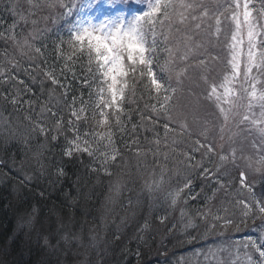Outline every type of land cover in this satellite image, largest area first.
Here are the masks:
<instances>
[{
  "label": "trees",
  "instance_id": "trees-1",
  "mask_svg": "<svg viewBox=\"0 0 264 264\" xmlns=\"http://www.w3.org/2000/svg\"><path fill=\"white\" fill-rule=\"evenodd\" d=\"M204 2L212 4V0ZM220 2L225 3V0ZM49 3L54 6L49 7ZM129 7L141 6L133 3ZM250 7L259 10L264 7V0H251ZM65 11L57 0H33L31 5L28 0H0V68L17 77L8 82L0 77V248L4 251L5 264H53L43 238L54 245L65 236L70 239L80 234L86 236L92 226L102 229L106 242L104 248L101 246L103 252L90 264H179L181 258L186 260L184 264H189L187 259L196 257L198 264H215L210 256L222 253L227 260L224 250L230 242L264 236V214L259 213L254 202L249 201L252 210L247 216L243 204L238 211L233 206L237 202L234 189L239 176L223 170V165L230 163L223 164L219 160L221 146L226 141L247 149V156L253 161L264 153L253 151L251 141L241 142L246 136L231 138L229 135L233 132L226 130L219 110L206 98L209 83L218 81L224 70L223 34L219 42L202 35L200 39L205 41L206 48V51L200 50L203 55L190 57L187 62L177 56L171 71H160L167 53L163 51L164 44H158L154 71L166 85L176 88L169 105L172 120L168 121L162 114L157 117L150 107H158L155 94L150 97L143 86L138 87L135 97L130 98L134 102L125 105L132 119L125 120V130L116 131L114 135L119 153L115 161L102 166L99 159L94 160L87 154L65 156V135L68 139L72 137L67 129L56 141L50 139L55 133L46 139L38 130L32 131L33 122L37 120L46 127L54 126L55 118L47 112L41 114V106L50 107L66 125L68 120L75 119L69 112L71 97L83 93L84 99H88L89 89L81 83L86 75L84 61L75 64V79L67 71L61 76L65 61L57 44L60 38L67 40V29L62 27ZM20 14L26 20H20ZM157 31H161L159 25ZM224 31H228L227 23ZM13 32L17 40L28 39L41 53L21 49L11 38ZM157 39L160 41L162 37ZM23 51L28 54H22ZM211 56H218L219 60L212 61ZM205 57L209 58L207 68L188 67L186 74L177 80L176 73ZM9 60L18 62V69H12ZM52 69L64 88L53 85L44 75ZM205 74L209 83L201 78ZM20 80L24 81L23 85ZM66 89L67 96L63 95ZM18 90L20 103L13 105L5 95L11 98ZM28 101L33 102L31 106ZM141 114L152 119L141 120ZM27 116L31 121L25 118ZM157 119L159 123H153ZM202 120L212 122L205 124ZM166 122L174 129L167 137L163 128ZM184 124L186 128L182 127ZM80 127L83 131L86 126L81 122ZM218 127H223L224 131H217ZM157 139L161 141L159 145L155 143ZM197 140L205 145L199 151L195 150L199 147ZM208 145L214 151L205 156ZM157 149L159 153L154 156ZM164 153L168 154L167 160ZM186 153L193 157V165L202 163L210 169V174L202 175V167L188 168ZM57 168H63L65 175L58 177ZM248 169L246 177L255 181L253 191L264 196V169L255 171V165ZM149 176L161 181L157 192L144 191L143 183ZM169 176H173L169 188L175 187L174 190L183 187L187 179L192 181L190 189H185L174 205L168 197L170 191L161 195ZM26 216L35 218L33 230L17 232V224ZM216 216L220 219H214ZM237 231L238 235L232 236ZM249 249L254 252L255 264L258 254ZM204 255L209 259L204 261Z\"/></svg>",
  "mask_w": 264,
  "mask_h": 264
},
{
  "label": "snow or ice",
  "instance_id": "snow-or-ice-1",
  "mask_svg": "<svg viewBox=\"0 0 264 264\" xmlns=\"http://www.w3.org/2000/svg\"><path fill=\"white\" fill-rule=\"evenodd\" d=\"M28 2L30 5L33 4V0ZM57 3L66 9L63 15L67 18V40L60 38L57 44V50L65 61L61 76L67 71L75 79L74 66L84 61L86 75L81 83L89 89L88 99H84L83 93L79 97L76 95L71 97L69 112L75 119L68 120L66 125L63 118L58 117L50 107L41 106V114L47 112L55 118L54 126L46 127L41 120H37L33 122L32 131L38 130L46 139L49 134L55 133L50 136L52 141H56L59 135L64 134L65 129L71 131V139L65 135L67 141L63 153L65 156L72 158L77 154H87L94 160L99 159L102 166L109 161H115L119 153L115 147L114 135L116 131L125 130V120L131 121V112L125 105L134 102L130 101V98L135 97L140 86L147 90L150 97L155 94L158 107L151 105L152 112L157 117L162 114L171 121L169 105L176 88L170 84L166 85L154 71L153 65L158 58V44L163 43V51L167 53V58L160 65V71H171L177 56L187 62L190 57L203 55L200 50L206 51V48L205 41L200 39L202 35L213 37L219 42L222 34L226 51L224 70L218 81L212 80L209 83L207 74L201 77L209 83L206 98L213 101L225 125L230 118L240 116L239 125L247 124L254 127L260 134V143L258 145L253 141L252 147L264 153V7L259 10L250 7L251 0L230 2L225 0V3L212 0L211 5L204 0H69L68 3L57 0ZM133 3L141 7L135 9L129 7ZM48 6L54 5L49 3ZM12 10L15 12V5ZM19 19L26 20V17L20 14ZM225 23L228 26L227 32L224 31ZM158 25L160 32L157 31ZM12 28H15V24ZM158 36L162 37V40L158 41ZM11 38L21 49H32L37 54L41 53V49L33 48L28 39L19 41L14 32ZM22 54L28 53L23 51ZM210 58L212 61L219 60L218 56ZM8 63L12 69H18V62L9 60ZM208 65V57L200 58L176 73L177 80L186 74L188 67L207 68ZM6 72V69L0 68V77L4 78V82L17 79ZM44 75L53 85L65 87L54 69L46 71ZM19 83L23 85L24 81L20 80ZM25 90L31 91L27 88ZM19 94L18 90L17 95L11 98L5 95V99H10L11 103L16 105L20 103ZM67 94L66 89L63 95ZM27 103L31 106L33 102ZM25 118L31 121L30 116ZM146 118L152 119L141 114V120ZM81 122L86 126L83 131L80 127ZM153 123H159V120ZM132 127L135 130L136 125L133 124ZM182 127L186 128L187 125L184 124ZM163 128L165 137L170 131H174L167 122L163 124ZM160 142L159 139L155 141L157 145ZM195 143L199 146L196 151L205 147L199 140ZM213 151V147L208 145L204 155L207 156ZM158 153L157 149L153 155ZM137 154L139 155V152ZM185 158L188 161V168L202 167V175L210 174V169L203 167L202 163L197 162L193 165L191 155L186 153ZM229 158L235 162V148L229 155L219 156L221 162ZM243 158L248 161L249 168L255 165L256 171L264 169V155L255 161L251 157ZM164 159H168L167 153H164ZM104 170L111 175L106 168ZM56 175L64 176V169L57 168ZM240 177L241 186L246 187L243 171ZM191 183V179H187L183 187L178 188L175 193H169L173 205L185 189H190ZM148 187L151 189L153 185L150 184ZM248 191L251 192L252 189L248 188ZM238 202L247 210L244 213L247 216L252 210V205L244 200ZM254 205L259 213L264 214V198L254 200ZM214 219L220 217L216 216ZM245 248H251L258 254L255 264H264V236L259 239L249 238ZM238 259L237 255L230 264H237ZM253 259L252 255H247V264H253ZM218 264L224 262L219 261Z\"/></svg>",
  "mask_w": 264,
  "mask_h": 264
},
{
  "label": "rangeland",
  "instance_id": "rangeland-1",
  "mask_svg": "<svg viewBox=\"0 0 264 264\" xmlns=\"http://www.w3.org/2000/svg\"><path fill=\"white\" fill-rule=\"evenodd\" d=\"M74 18V17H73ZM66 19L65 17H63V24L62 27L65 29H67V24H66ZM215 105V104H214ZM243 112V109L241 110ZM258 114V111H257ZM223 119V118H222ZM199 120V118H198ZM200 121V120H199ZM239 121H240V116H236L234 118H230L227 125H226V130L228 132H233L231 135V138H233L232 136H246L241 142H252L253 141L256 142L259 140L260 141V134L259 132L252 127L251 125H239ZM201 122L205 123V124H211L212 121L210 120H202ZM219 124V123H217ZM219 132H221V128L218 127ZM224 131V129H223ZM253 139H251V138ZM238 141V140H237ZM173 145H175V141H173L172 143ZM236 143H229L228 141H226L225 143L222 144L221 146V155H229L231 150L233 148L236 149V159L235 162L232 161L231 158H229L228 160H225L224 162H222L223 164L226 163H230L229 166H225L223 165L222 169L223 170H228V172L234 173L236 172L239 176V182L237 184V186L234 189V196L236 197V203L233 205L235 207V209L238 211L239 208L242 206L241 203H239L238 201L240 200H244L247 203H249V201L254 202V200L256 199H260V198H264V196H258L254 191H253V187L255 186V181L253 179L249 180L248 177H246V173L247 171H249V167L248 165V161L246 159H244L243 157H248L247 156V149L242 148V147H236ZM174 147V146H173ZM179 147V146H177ZM176 147V148H177ZM253 151H257L255 148L252 147ZM254 167V166H253ZM241 171H243L245 173V185L246 187H242L241 186V178H240V173ZM256 171V170H255ZM248 174V173H247ZM170 178H168L164 185L162 186L163 190L161 195H164L167 191H170L171 193H174L176 190L175 187L173 188H169V184L170 181L173 179V176H169ZM1 180V177H0ZM156 179L153 176H149V178L147 177L145 179V182L143 183V189L145 192H157L158 189L160 188L161 181H155ZM152 184L153 187L150 189L148 187V185ZM158 184L159 186L156 187L155 185ZM248 188H251L252 191L249 192ZM246 194V195H244ZM159 195V196H161ZM169 198H172L171 195H168ZM260 197V198H259ZM159 197L157 196V199ZM248 198H251L250 200H247ZM35 223V218L31 217V216H26V219H23L19 222V224H17V232H20L21 230H26L27 232L29 230H33V225ZM32 228V229H31ZM24 231V232H26ZM238 232L232 233V236H237ZM252 234V233H250ZM249 234V235H250ZM105 234L102 231V229H98L96 228V226H92L89 230L87 235H78V236H73L71 237V239L68 236H65L62 239H59L54 245L51 244L49 242V240H45V238L42 239V243L46 246H48V252L51 253V262H53V264H90V262L93 260V258H96V256L99 255V253L103 252V250H101V246L104 248L105 245ZM263 236V235H262ZM262 236H257L251 239H259ZM75 238V239H74ZM82 238V239H81ZM45 241H47V243H45ZM249 241V237H243L239 239V242L234 241V242H230L228 244V246H225L227 248V250L225 249L224 251L227 252L226 255V259H223V255L221 253V255H216V256H210V259L212 261H216L215 264L219 261H223L224 264L225 263H229L235 258L237 257V255L239 256V259L237 261V264H247V260H246V256L247 255H252L254 252H251V250L249 248H245V245L248 243ZM59 246H62L61 248ZM217 248L221 249V246H216ZM237 249L239 250V252L237 253ZM58 253V254H57ZM97 254V255H96ZM5 256H4V251L0 248V264H5V260H4ZM50 258V257H48ZM208 258L207 255L203 256V260L206 261ZM190 260L189 264H198L200 261L198 260V257H196L195 259H187ZM186 261L184 260V258L180 259V262H178L179 264H184L183 262ZM93 262V261H92ZM188 264V263H187Z\"/></svg>",
  "mask_w": 264,
  "mask_h": 264
}]
</instances>
